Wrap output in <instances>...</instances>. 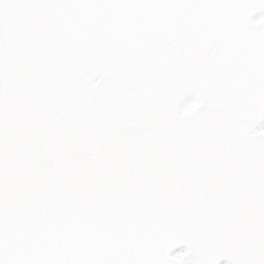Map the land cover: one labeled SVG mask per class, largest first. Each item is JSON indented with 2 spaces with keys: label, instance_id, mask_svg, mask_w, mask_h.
Returning <instances> with one entry per match:
<instances>
[{
  "label": "snow or ice",
  "instance_id": "6c2138e0",
  "mask_svg": "<svg viewBox=\"0 0 264 264\" xmlns=\"http://www.w3.org/2000/svg\"><path fill=\"white\" fill-rule=\"evenodd\" d=\"M0 264H264V0H0Z\"/></svg>",
  "mask_w": 264,
  "mask_h": 264
}]
</instances>
